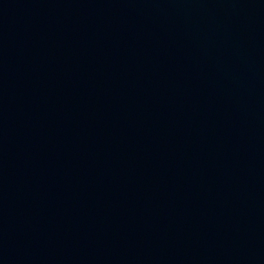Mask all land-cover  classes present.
<instances>
[{
  "label": "water",
  "instance_id": "95a60500",
  "mask_svg": "<svg viewBox=\"0 0 264 264\" xmlns=\"http://www.w3.org/2000/svg\"><path fill=\"white\" fill-rule=\"evenodd\" d=\"M0 264H264V0H0Z\"/></svg>",
  "mask_w": 264,
  "mask_h": 264
}]
</instances>
